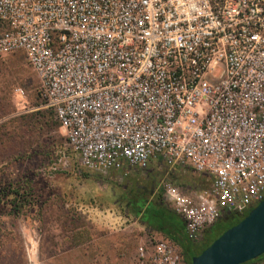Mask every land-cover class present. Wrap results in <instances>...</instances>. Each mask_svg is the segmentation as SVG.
<instances>
[{
  "label": "built area",
  "instance_id": "built-area-1",
  "mask_svg": "<svg viewBox=\"0 0 264 264\" xmlns=\"http://www.w3.org/2000/svg\"><path fill=\"white\" fill-rule=\"evenodd\" d=\"M16 51L82 168L163 165L191 242L264 198V0H0V57ZM150 244L139 264H182Z\"/></svg>",
  "mask_w": 264,
  "mask_h": 264
},
{
  "label": "rangeland",
  "instance_id": "rangeland-1",
  "mask_svg": "<svg viewBox=\"0 0 264 264\" xmlns=\"http://www.w3.org/2000/svg\"><path fill=\"white\" fill-rule=\"evenodd\" d=\"M39 91L22 52L0 57V264H139L138 246L148 254L150 241L170 240L132 211L135 196L173 211L148 179L163 165L128 175L85 170ZM168 178L194 189L191 172Z\"/></svg>",
  "mask_w": 264,
  "mask_h": 264
},
{
  "label": "water",
  "instance_id": "water-1",
  "mask_svg": "<svg viewBox=\"0 0 264 264\" xmlns=\"http://www.w3.org/2000/svg\"><path fill=\"white\" fill-rule=\"evenodd\" d=\"M264 253V198L223 231L190 264H242Z\"/></svg>",
  "mask_w": 264,
  "mask_h": 264
},
{
  "label": "trees",
  "instance_id": "trees-1",
  "mask_svg": "<svg viewBox=\"0 0 264 264\" xmlns=\"http://www.w3.org/2000/svg\"><path fill=\"white\" fill-rule=\"evenodd\" d=\"M132 204L133 213L136 215L141 214L142 220L146 224L167 235L170 240L174 241L179 246L188 264H190L193 256L198 255L223 231L236 224L242 217L232 214L222 216L213 225H211L208 230H206V239L198 246L191 242L185 232L184 222L174 211L165 208L160 203L142 205L141 203L133 202ZM263 257L264 253L242 264H249L251 262L258 261Z\"/></svg>",
  "mask_w": 264,
  "mask_h": 264
},
{
  "label": "flooded vegetation",
  "instance_id": "flooded-vegetation-1",
  "mask_svg": "<svg viewBox=\"0 0 264 264\" xmlns=\"http://www.w3.org/2000/svg\"><path fill=\"white\" fill-rule=\"evenodd\" d=\"M148 179L150 180V184H151V188L153 189V191L158 187L159 181L161 179V177L159 176H150L148 177ZM144 188V186H141ZM158 191V190H157ZM132 202H137V203H141L139 197L136 198V196L132 199Z\"/></svg>",
  "mask_w": 264,
  "mask_h": 264
}]
</instances>
